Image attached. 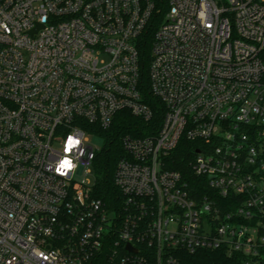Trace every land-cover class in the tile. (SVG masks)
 Returning <instances> with one entry per match:
<instances>
[{
  "label": "built area",
  "instance_id": "1",
  "mask_svg": "<svg viewBox=\"0 0 264 264\" xmlns=\"http://www.w3.org/2000/svg\"><path fill=\"white\" fill-rule=\"evenodd\" d=\"M123 112L150 133L122 139L112 208L87 133ZM183 140L197 188L171 169ZM209 256L264 264V0H0V264Z\"/></svg>",
  "mask_w": 264,
  "mask_h": 264
},
{
  "label": "trees",
  "instance_id": "2",
  "mask_svg": "<svg viewBox=\"0 0 264 264\" xmlns=\"http://www.w3.org/2000/svg\"><path fill=\"white\" fill-rule=\"evenodd\" d=\"M164 2L165 0H161L162 4H164ZM141 61L145 95H147V98L150 99L148 101L152 105V107L159 110V115L157 117V119H159L160 114L163 110V105L160 101L154 98H150L148 91L149 84L147 77L150 61V43L148 40H146L145 43L142 44ZM148 126L149 125L144 123L142 120L132 116L129 112H123L119 113L116 116L113 125L109 129L100 131V135L104 137L107 142V147L101 152L97 153L94 161L95 184L93 186V194L96 198L102 200L105 204L109 205L112 208L117 205V201L120 198V192L114 183V174L116 171L117 163L123 154L122 139L126 135H132L135 137L146 136L150 133V126ZM193 147V143L183 140L180 144V147L174 154L173 159L175 161L173 162L171 169L178 170L184 172L187 175H190L192 188H197V182L200 180H196V178L192 176L187 162V159H189V157L193 155ZM191 260L193 262L187 264H194V262H197L198 264L199 259L191 258ZM210 261L219 262V260H216L213 257L211 258L209 256V258L203 260L201 264H207ZM220 262L224 261L222 260ZM95 264H109L108 258L97 261Z\"/></svg>",
  "mask_w": 264,
  "mask_h": 264
},
{
  "label": "clouds",
  "instance_id": "3",
  "mask_svg": "<svg viewBox=\"0 0 264 264\" xmlns=\"http://www.w3.org/2000/svg\"><path fill=\"white\" fill-rule=\"evenodd\" d=\"M173 11H175V9H173ZM201 16H203V13H201ZM205 26L209 28L212 27L211 24H206ZM80 144H81V140L79 138H76L71 134L67 137L64 146L65 156L57 163L55 167V171L58 175L67 176L69 172H73L75 170L77 165L67 154L72 152L73 149H77ZM79 154L82 157L84 155V150L80 149ZM44 258L47 259V257Z\"/></svg>",
  "mask_w": 264,
  "mask_h": 264
},
{
  "label": "rangeland",
  "instance_id": "4",
  "mask_svg": "<svg viewBox=\"0 0 264 264\" xmlns=\"http://www.w3.org/2000/svg\"><path fill=\"white\" fill-rule=\"evenodd\" d=\"M87 138L90 141V145L93 146L95 150H97L98 152H101L107 147V142L105 138L102 137L101 135L99 136V135H93L91 133H87ZM90 169L92 173L86 179L91 180V184L94 185L95 184L94 165H92ZM80 177H82V175H80Z\"/></svg>",
  "mask_w": 264,
  "mask_h": 264
},
{
  "label": "water",
  "instance_id": "5",
  "mask_svg": "<svg viewBox=\"0 0 264 264\" xmlns=\"http://www.w3.org/2000/svg\"><path fill=\"white\" fill-rule=\"evenodd\" d=\"M33 33H34V32H32V34H33ZM127 249L130 250V251H134V252L136 251V250L132 249V247H131L130 245L127 246Z\"/></svg>",
  "mask_w": 264,
  "mask_h": 264
}]
</instances>
